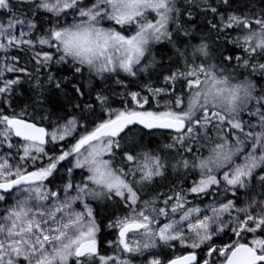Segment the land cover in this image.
Here are the masks:
<instances>
[{"label":"snow or ice","instance_id":"snow-or-ice-1","mask_svg":"<svg viewBox=\"0 0 264 264\" xmlns=\"http://www.w3.org/2000/svg\"><path fill=\"white\" fill-rule=\"evenodd\" d=\"M0 264H264V0H0Z\"/></svg>","mask_w":264,"mask_h":264}]
</instances>
